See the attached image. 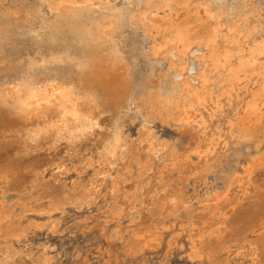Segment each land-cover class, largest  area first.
I'll use <instances>...</instances> for the list:
<instances>
[{
    "label": "snow or ice",
    "instance_id": "obj_1",
    "mask_svg": "<svg viewBox=\"0 0 264 264\" xmlns=\"http://www.w3.org/2000/svg\"><path fill=\"white\" fill-rule=\"evenodd\" d=\"M197 6L201 15L186 19H182L185 13L180 10L194 7L191 2L175 5L166 3L161 6L153 4L152 0H123V3H113V0H59L55 5L29 3L24 6L23 12L16 8L6 11L3 20L4 51L0 52V61H3L6 71H14L16 75L5 79L0 97L3 98L5 108L11 109L17 119L27 123L16 133H4V138L16 134L32 147L48 141L52 142L49 147H67L69 151L65 153L63 160L65 166H52L57 173L68 169L75 172L72 165L80 155V146L85 141H94L95 162L85 161V164L96 173L93 179L101 186L111 177L109 193L115 196L117 168L122 169L125 174L136 175L143 171L142 161L146 158L143 152L137 151L138 140L128 134L124 124L131 119L129 114L134 113L143 136L152 126L150 120L157 110L156 102L148 99L145 94L141 108H136L133 97L128 101V107L117 113L111 103L105 104L101 94L88 87L82 79L90 69L87 52L59 51L48 55L46 59L37 56L35 60L31 57L20 60L10 56L9 49L14 46L64 44L70 35L94 42L98 39L94 27H81L90 13L96 12L99 15V11L115 12L126 25L131 22V26L135 27L138 18L144 22L143 18L149 15L145 9H151V15L154 16L163 7L165 13L169 9H176L171 17L165 15L163 18L170 25V28L165 29L164 42L160 48L153 44L151 49L142 50L140 55L159 57L163 53L164 56L171 57L173 65L179 63L187 77L182 80L176 74L163 80L160 86L162 96L175 98L177 92H181L184 107L175 118L182 134L181 139L188 140L192 145L182 158L194 159L207 152L216 155L221 146L227 152L237 140L234 133L238 131L240 117L256 112L260 115V143L256 151L264 157V0L259 3L260 35L251 45V55L247 60L236 50L237 41L231 36L235 29L230 28L229 24L237 13L245 21L249 16H255L252 11H248V16L242 14L256 5L249 3V0H238L231 4L225 0H199ZM224 9H228V12ZM61 10H67L63 20L58 21L49 15L50 12L58 14ZM181 19V23H175ZM224 29H227L228 35L223 34ZM169 31L173 33L171 36L168 35ZM104 39L111 44V60L121 62L124 52L120 40H113L111 36ZM169 47L174 49V53L169 52ZM52 66H58L59 75L55 79L49 75ZM41 80H47L48 83L42 85L39 83ZM250 80L256 81L255 87L249 85L237 91L240 85ZM178 83L183 84L182 90L178 88ZM241 100L244 101L243 104L240 103ZM205 117L209 119L206 120ZM168 118H173L170 113ZM209 120L216 122L215 132L219 133L218 137L208 130ZM253 122H256L254 117ZM222 128L227 131V136ZM205 134L211 137L210 141L204 140ZM197 136L206 143L207 152L195 143L193 138ZM241 139L253 141L254 138L249 134L242 135ZM139 142L145 147L149 143L148 140ZM69 155L73 157L72 160H69ZM17 159L18 157L14 158L12 166L0 170V184L7 186L15 178L11 169ZM254 159L255 157L250 156L249 169ZM261 169L264 171V163L261 164ZM156 170L153 167L152 171ZM43 171L47 174V169ZM93 189L99 191L95 183ZM159 194L163 196L167 208L184 210L192 207L193 202H185L186 197L175 187H163ZM62 206H66V201L60 195L59 200L55 201L54 211L60 212ZM114 211L119 212L118 205ZM260 234L264 237V222L261 224ZM24 235L25 233H21L14 237L13 243L2 249L4 258L0 259V264H60V261L53 259L55 250L51 246H28ZM223 237L224 225L203 235L197 236L194 233L189 253L191 264H264V243L256 244L245 240L242 245L234 238L232 243L225 245ZM113 238L118 239L115 234ZM112 264L116 262L113 261ZM132 264L137 262L133 261ZM162 264L168 262L163 261Z\"/></svg>",
    "mask_w": 264,
    "mask_h": 264
},
{
    "label": "rangeland",
    "instance_id": "obj_2",
    "mask_svg": "<svg viewBox=\"0 0 264 264\" xmlns=\"http://www.w3.org/2000/svg\"><path fill=\"white\" fill-rule=\"evenodd\" d=\"M173 10L176 11L175 8L167 10L166 13H165V10L164 11L162 10L160 12V16H164L165 14L169 15L170 12L172 15V13L174 12ZM190 10H191L190 12H192L193 14L192 13L191 14L186 13L185 9H181L180 11L184 12L186 17H188V15H189V18H190V17H192V15H194V11H193L194 9L192 10V8H191ZM185 16L182 19H185L186 18ZM182 19L180 21H182ZM163 66H165V63ZM139 105L141 108V106H142L141 102H139ZM156 113L157 114L153 113L151 116V121H150L151 123L150 124L152 126L148 130H152L157 135H160L159 137L161 139L164 138L165 140L169 141L172 145L174 144L173 146H177V143H179L177 146V148L179 150L183 149L186 146H189L188 140H186V139L180 140L182 134L180 133V130H179L180 128L177 126V124H175V122H172V121H169V124H167L168 123L167 120L164 118H161L162 116L160 115L159 112H156ZM10 120H9V126L0 125V126H2L1 127L2 129H0V130H2L0 132V151H1L0 152V156H1L0 157V163L2 162L1 163L2 166H0V168H1L0 170H3L7 166H9V167L12 166L11 164L13 163V160H14L13 158H17V157H18V159L14 165V168L17 167L18 169H16V170H13L14 168L11 169V170H13V174L16 173V175L15 174L13 175L15 178L7 186H5L4 184H0V204H1L0 205V209H1L0 215L3 214V211L5 212V210L11 209L14 212L15 218L13 217V220H12L13 222L7 221L9 228L14 226L13 228H17L19 231H23L22 233H25L24 240L27 239V240H25V242L28 244V246H34L37 248H39L41 246H43V247L51 246V249H54V250L56 249L55 250V256L53 257V259L60 261V264H112L113 261H115L116 264L117 263H119V264H129L130 263V264H132L133 261H136L140 264H143V263L144 264H162L163 261H167L168 264H182V262H183V264H191L190 257L189 256L186 257V256L189 255V253L192 250L191 242L193 240V234L195 233L197 236H199L205 232H208L207 231L208 228L210 231L213 230L214 228H216V226H212V225L217 221L220 222V225H224L223 242L225 245L232 243L234 238L238 239L240 244L244 243L245 240L255 242L256 244L264 243V237H261V234H260L261 233V224H262L261 221L264 222V192H262V182H264V171H262L261 167L255 168L253 170V172L251 173V175L249 177V181H248L250 188L248 191H246V193L243 194V192H240L239 189H237L236 187H233L234 192H232L233 190L230 192V194H232V195L229 194L228 198L222 199L221 202L219 201V204H218L219 207L215 206L214 203H212L207 209L204 208L202 203L197 201L198 197L199 198L203 197V195H204L203 193L205 191L221 190L225 184V182H224L225 181V174L228 173L229 169L238 168L239 173H243L244 167H246V163H245L246 158L245 157L248 156V152H249L248 150L251 149V151H253V148L251 146H248L246 144H237L238 145L237 146V145H235V143H233V145H232L233 148L230 147L228 149L229 151H227L228 153L225 152L224 150L222 152L223 148L221 146V148L219 149V153H220V155H221L220 157L223 161L221 160V163L217 167V169L215 171L211 172L212 174L209 173L207 175H202L201 172L200 173L198 172L199 170L197 171V170L192 169V171L190 170V171L186 172L188 174V176L186 173H184L181 176V178L180 177L174 178V180H176V182L174 181L171 188H173V186L176 185L175 189L179 190V192H182V195L184 197H186L185 202H187L188 200H191L193 202V204H192V208H190L188 210L187 209L181 210V208H178L177 216H175V218H173L171 220V221H173L175 219L174 220L175 223L172 222L173 224L171 223V225H168L170 223H164L163 222L164 216L160 215V212H159V207L163 204L165 205V200H164L163 196L159 194L161 190H159L157 197L154 198L153 203L151 202L150 203L151 205L149 204L146 206V212H145V213H147L146 216H145V214L142 213L143 211L142 212L139 211L138 213L135 214V210L131 207V205H133V199L137 195V190H138L137 188L139 187V185L137 184V181L127 182L125 184V186H123L126 188L123 189V187H122V189H121V192H123V193H116L115 196H111V194H109V188H107V187H110V184H109L111 181L110 180L111 177H110L109 180L107 179L104 181L102 186L98 182H95L96 187L99 188V191L95 190L96 193L94 191H92L91 192L92 196L90 195L89 198L87 197L88 199L83 197L85 189H88L87 185L88 186L90 185L89 184L90 181L94 182L93 177L96 175V173L94 171H91V169H89L87 166H85L86 165L85 161L94 163V159H96L94 152H93V149L95 148V142L94 141L91 143L88 141H85L83 143V145L80 146V155L78 157H76V161H75V163H73L74 167L72 165V168H75L77 172H73V171H71L72 169H70V170L68 169L67 171H64L62 173H57V172H54V169L52 166L56 165L58 163L60 164V166H65L64 164L62 165V163L64 160L65 153L69 151L68 148L67 147L62 148L60 146H54V148L49 147V145L52 143L51 141H48L46 143H37L36 148H35V146L34 147L30 146L29 144H27L25 142V140L22 137H20L19 135H16V134H13L14 136H11L10 138L5 139L4 133H6V132L16 133L19 131V129H21L20 124L17 123V125L14 126V125H12ZM10 123H11V125H10ZM138 124H139V121H137L135 118H133V119H129L124 124V127L127 128L129 135L133 136L134 139L140 141V138L142 137V136H140L141 135V126H140V124L139 125ZM161 135H163L164 137L163 136L161 137ZM171 138L175 140V141L173 140V143H172ZM195 138L196 137H194V139ZM20 140H21V142H20ZM184 140H186V141H184ZM139 141H138V143H139ZM138 143H137V145H138ZM185 143H187L188 145H186ZM5 146H8V147L10 146V147L9 148L6 147L7 148L6 149ZM13 146H15L17 148H13ZM248 147H249V149H247ZM28 149H29V151H28ZM54 149H56V150H54ZM44 150H46V151H44ZM137 150H138V147H137ZM52 151H53V153H52ZM96 151H98V149ZM52 154H54V155H52ZM23 155H25V156L28 155V156L25 157ZM231 156H232V158H231ZM69 157H68L69 160L73 159L71 155H69ZM9 158H11V159H9ZM192 160H194V162L196 160L198 161V159H196V157L194 159L192 158ZM224 160H225V162H224ZM197 161L195 163H197ZM36 162H38V163H36ZM44 162H45V164H44ZM242 162L244 163V165ZM3 164L6 166L4 167ZM82 164H84V166ZM77 165H79V167ZM169 166H168L169 168L167 167L165 169L166 173L164 176H166L168 173L172 172L171 171L172 165H169ZM155 168L157 169L155 171V173L157 175H155V173L151 170V171H148V174L150 172L151 174L153 173V175L149 174L148 177L145 179V181L148 183L147 186L148 187L150 186L149 188H151L152 184L155 182L154 181L155 178L153 179V177L160 175L159 169H158L159 168L158 162H156ZM44 169H47V174H45V172L43 171ZM51 169L53 171H51ZM117 169H120V168L118 167ZM68 171H70V172H68ZM194 171H195V173H194ZM116 172H117V170H116ZM196 172H197V174H196ZM220 173H223V174H220ZM51 175H52V177H51ZM69 175L72 177H70ZM81 175H83V176H81ZM212 177H214V178H212ZM71 178H72V181H71ZM149 180H150V182H149ZM70 181H71V184H69ZM31 182L33 185L31 184ZM134 183H135V186H134ZM129 184L132 187L129 186ZM52 186H54V189ZM34 188H36V189H34ZM130 188L132 191L131 190L128 191ZM58 189H60L61 191ZM106 189H108V190H106ZM235 190L237 191V193H235L236 192ZM14 191H16L17 193H15ZM38 191H39V193H38ZM31 192H32V194H31ZM46 192L47 193L51 192L52 194H47ZM124 192L126 194V197L128 198L127 201L130 200V198H131V201H128V203H127V201L125 202ZM132 192H133V194H132ZM8 194L12 195L13 197L12 196L10 197V195H8ZM68 194H71V196ZM94 194H97V195L95 196ZM103 194H105V195H103ZM121 194H122V196L123 195L124 196L121 197ZM188 194L190 197L188 196ZM60 195H63L64 201H66V206H62L61 211L58 213L56 211L46 212L45 208L47 210V206L49 205V203L53 202V200L54 201L59 200ZM94 196H95V199L93 200ZM110 196H111V198H110ZM9 199H10V201H9ZM12 199H13V202L11 201ZM41 199H42V201H40ZM34 200L39 201V202L33 203V202H35ZM2 201L3 202L7 201V202L3 203ZM26 202L28 203V205L26 204ZM43 202L44 203L48 202V203L44 204ZM72 202H74V203H72ZM25 204H26V206H25ZM34 204H35V206H34ZM69 204L70 205L72 204V205L70 206ZM197 204H198V206H197ZM6 205H8V206H6ZM73 205H75V208ZM117 205L120 207L119 208L120 211L123 209V211H121L122 213L120 211L118 212V213H120L119 215L116 211H114V209L116 208ZM1 206H4V207L1 208ZM80 206H81V208H80ZM124 206H127V207H124ZM32 207H37V208L33 209ZM26 208H28L29 211L25 210ZM16 209H18V210H16ZM63 209H65V210H63ZM124 209H125V211H124ZM41 210H43L44 213L46 212L47 214L46 213L42 214L43 211H41ZM91 210H94V211H91ZM95 210L97 211V213L95 212ZM108 210H109V212H108ZM127 210H128V212H127ZM141 210H144V208H142ZM131 213L134 215H132ZM57 214L59 215L60 218L58 217ZM121 214L123 216L120 217ZM49 216H51V217L49 218ZM72 216H74V217H72ZM92 216H93V219H92ZM151 216H152V218H151ZM140 217H142V218H140ZM176 217H177V219H176ZM191 217H192V219H191ZM193 218H194V220H193ZM53 219H54V221H53ZM85 219H86V221H85ZM113 219H115L116 221L115 220L113 221ZM211 219H212V221H211ZM48 220L49 221L51 220L50 221L51 223ZM83 220H84V223H83ZM128 220L132 223H127V222H129ZM125 221H126V223H125ZM181 221H184V222H181ZM190 221L192 224L190 223ZM57 222L60 223V225H58ZM0 223H1V219H0ZM5 223H2V225H0V229H2V230L8 229V225ZM43 223H45L46 226H47L46 223H48V227H46ZM52 223H54V224L52 225ZM50 225H52V226H50ZM83 225H85V226H83ZM89 225L90 226L93 225V226H91L92 228ZM145 225H146L145 228H147V229L142 228L141 232L139 229H137L140 226L144 227ZM153 225H155V228ZM193 225H195V227H193ZM38 226L41 228L39 229ZM109 226H111V227H109ZM165 226H167L168 228ZM172 226H173V228H172ZM182 226H183V228H182ZM130 227H131V229H130ZM156 227H157V229H156ZM202 227H204V228H202ZM109 228H110V230H109ZM177 228H179V229H177ZM115 229H117V230H115ZM124 229L126 232H124ZM143 229H144V232H143ZM189 229H191V231ZM120 230L122 232H120ZM134 230H136V231L134 232ZM130 231L132 233H130ZM165 232H167V233H165ZM55 233H57V234H55ZM59 233H60V235H59ZM106 233H109V234H106ZM141 233L144 234L146 237L150 236V240H152V241L141 244L140 238L143 237V236H141L142 235ZM147 233H149V234H147ZM20 234H21V232H20ZM114 234H115V236L117 234L119 235V236L118 235L116 236V237H118V239L113 238ZM123 234H124V236H123ZM160 234L162 235V238H160V236H161ZM127 235L131 236V237H126ZM153 235H154V237H153ZM180 235L182 237H180ZM167 236H169V237H167ZM13 237L14 236H12V238H8V239H5L3 237H2L3 238L2 239L0 237V254H1L0 259L4 258V255H3L4 253H3L2 249L6 245H8L9 243L10 244L13 243V241H12L14 239ZM119 238H120V240H119ZM168 238H169V240H168ZM177 238H179V239L181 238V239L179 240ZM187 238H189V239H187ZM157 239H158L159 243H155V241L158 242ZM166 240H167L168 244H167ZM17 243H19V241H17ZM128 243H130V244H128ZM131 243L132 244L137 243L136 244L137 246L135 244L132 245ZM171 244H173L174 246L173 245L171 246ZM168 245H169V248L166 247ZM182 245L184 248H182ZM119 246L121 247V249L119 248ZM171 247H172V249H171ZM130 248L135 249V251L132 254H130L128 252V250ZM138 248H140L141 250ZM154 248H156V249H154ZM117 249H119V250H117ZM164 249H165V251H164ZM181 252H183V253H181ZM61 253H63V254L61 255ZM128 254H130V255H128ZM122 255L126 256L125 259L123 258ZM114 257H116V258H114ZM156 257H157V259H156ZM142 258H144V259H142ZM158 258H160V259H158ZM105 259L107 262H105ZM116 259H118V260L116 261ZM122 259H124V260H122ZM138 259H139V261H138ZM148 260H150V261L148 262ZM66 261H67V263H66Z\"/></svg>",
    "mask_w": 264,
    "mask_h": 264
},
{
    "label": "bare ground",
    "instance_id": "obj_3",
    "mask_svg": "<svg viewBox=\"0 0 264 264\" xmlns=\"http://www.w3.org/2000/svg\"><path fill=\"white\" fill-rule=\"evenodd\" d=\"M122 1V2H121ZM191 2L194 7H192V10L194 11V15L192 16H200V10L198 8V3L199 0H152L153 4H160L161 6L165 5L166 3H172V4H180V3H188ZM226 3L231 4L233 2H238V0H225ZM29 3H37V4H42V5H46V4H57L59 3V0H0V52L4 51V47H3V20L5 18L6 15V11L11 10L12 8H16L18 11H25L24 6H26ZM113 3H123V0H113ZM249 3H254L256 5L255 8H250L247 11L243 12V16H248V11H252L255 12V16H249L248 20H242L241 19V14L237 13L233 19L232 22L229 24L230 28L235 29L232 33L231 36L234 37L237 41V45L238 47H236V50L241 52L243 54V57L245 60H247V58L251 55L250 52V48L251 45L259 38L260 32V24H259V3L260 0H249ZM191 8H187L185 9L186 13H192L190 12ZM164 11L165 9L163 7H161L160 9L157 10L156 15H151V9H145V11L149 12V15L147 17H144L143 20L144 22H141V20L138 18L135 27L131 26V22H128V24L126 25L125 22L122 20V18L119 16V14L115 13V12H104V11H99V15L96 14V12H92L90 13L88 16L85 17L83 24L81 25V27H89L92 28L94 27L95 30V34L97 35L98 39L97 41L94 42H89L87 39L76 36V35H70L68 40L65 41L64 44H56V45H48V44H38V45H27L24 47H19V46H14L12 49H9V55L10 56H15L20 60H25L26 57H31L33 60H35V58L37 56H39L41 59H46L48 55H53V54H57L59 51H71L72 53H76V52H87L88 55V59L90 60V69L89 71L82 77V79L86 82L88 87H91L93 89H95L96 91H98L101 94L102 99L104 100L105 104L111 103V105L113 106V108L116 110V112L118 113L120 110L127 108L128 107V101L130 99H132L133 97H135V107L136 108H140L139 102L143 101L145 99V94L147 96L148 99L154 100L157 104V110L156 112H159L160 115L162 116L161 118H164L167 120V124H169V121L175 122V124H177L176 122V116L179 114L180 109H182L184 107V104L181 103V92L178 91L175 98H170L167 95H161L160 94V86L163 80L168 79L170 76H174L176 74H179L182 77V80L186 79V75L183 71V68L179 65V63L173 65L172 61H171V57H166L163 55V53H161V55L159 57H156L154 55H140V52L144 49H151V47L153 46V44H155V46L157 48H160L162 43L164 42L165 39V29L166 28H170V25L168 23L165 22V20L163 19L164 16H160V12ZM66 11L67 10H61L58 14L57 13H52L50 12L49 15L53 16L56 20L60 21L63 20L65 15H66ZM174 11V10H173ZM172 11V12H173ZM183 11V10H182ZM225 12H228V9H224ZM193 14V13H192ZM142 15V13L140 14ZM168 17H171V12L169 15H167ZM186 17V16H185ZM23 18V17H22ZM189 18V15L188 17ZM185 18V19H186ZM18 23V21H16ZM182 21L180 20H176L175 23L179 24ZM219 23V22H218ZM195 30V29H193ZM173 33L171 31L168 32V35L171 36ZM223 34L228 35V31L227 29L223 30ZM106 36H111L113 40L119 39L120 43H121V47H122V51L124 52V58L121 62L117 63V62H113L110 58V51H111V44L109 43L108 40L104 39V37ZM53 49H55L56 51L54 52ZM169 52H173L174 53V49L172 47H169ZM165 63V66H163ZM26 68V64L24 66ZM16 75V73L14 71H6L4 68V63L3 61H0V91H3V86H4V82L5 79H7L8 77L14 76ZM49 75L55 79L58 75V66H52L50 68L49 71ZM40 84L44 85L47 84L48 81L47 80H41L39 81ZM251 85L252 87H255L256 85V81H248L246 84L244 85H240L237 88V91L239 92L241 88L243 87H247ZM178 88L182 90L183 88V84L182 83H178ZM44 97H41V99H43ZM14 102V101H13ZM241 104L244 103L243 100L240 101ZM175 108V111H172V109ZM162 109V110H161ZM155 112V114H157ZM172 115V119L168 118V114ZM131 116V119L135 118V114L134 113H130L129 114ZM203 115V114H202ZM253 117L255 118L256 122H253ZM11 120H10V119ZM11 121L12 125H17L20 124V128H22L27 122L17 119L13 112L11 111V109L5 108L4 106V102H3V98L0 97V125L3 126H9V120ZM206 120H208V117H205ZM260 120V115L258 112L256 113H249L248 115H242L240 117V121L237 125L238 131L235 132L234 134L237 136V140L234 142L235 145L237 144H246L248 146H251L253 148V151H249L248 152V156H246L245 158V163H246V167H244L243 173H239L238 168H231L229 169L228 173L225 174V184L224 187L221 190H211V191H205L203 194V197L201 198H197V201L202 203L204 208L207 209L212 203H214L215 206H218L219 201L221 202L222 199H226L228 198L230 192L233 190V187H236L237 189H239L240 192L246 193V191L249 190V177L251 175V173L253 172V170L255 168H259L261 167V164L264 163V157L260 156L257 154L256 148L257 145H259L260 143V134L258 131V127H259V122ZM131 121V120H130ZM134 121V120H133ZM151 121V120H150ZM163 121V120H162ZM171 122V123H172ZM10 123V125H11ZM151 123V122H150ZM153 123V122H152ZM155 123V122H154ZM160 123V122H159ZM165 123V122H164ZM132 124V123H131ZM215 124L216 122L214 121H210L208 123V130L215 133L217 135V137L219 136V133L215 132ZM139 125V124H138ZM173 125V124H172ZM174 126V125H173ZM2 126H0V129ZM137 127V126H136ZM154 127V126H153ZM158 127V126H157ZM178 129V128H177ZM176 129V130H177ZM180 130V129H179ZM222 131H224V129H221ZM2 130H0L1 132ZM166 132V131H165ZM129 134V133H128ZM165 134V133H164ZM224 134L227 136V131H224ZM252 134L253 135V141H245L243 139H241L242 135H249ZM168 135V134H167ZM14 136V135H12ZM141 136V135H140ZM160 135H157L156 133H154L152 130H148L146 133H144V135L140 138V140H148L149 143L147 145V147L143 146L142 143H138L137 147H138V152H143L145 154V159L142 161L143 164V171L138 172L136 175H131V174H125L124 171L122 169H117L116 172V176H117V182H116V193H123L121 192V189L123 186H125V184L127 182H131V181H137V184L139 185V187L137 188L139 190V194H137L135 196V198L133 199V205H131V207L135 210V214L138 213L139 211H143L142 213L146 214V206L149 205L151 202L153 203L154 198L157 197L159 190H161V188L163 187H167V188H171L174 181L176 182V180H174V178H178L188 172V171H192L193 170H199L198 172L202 175H207L213 171H215L217 169V167L220 165L221 163V155L219 153V149L217 150V154L213 155L211 152H207V145L206 143H204V140L210 141L211 137L208 136L207 134H205L204 136V140H201L198 136L194 139L195 143L197 145H199V147L204 150L205 152H207L206 155L203 156H197L196 159H198L197 163L194 162V160H192V158H188V159H183L182 157L187 155V151L190 150L192 148V145L189 143V146L184 147L183 149L179 150L177 148V146H173L169 141L165 140L164 138H160ZM163 135H161L162 137ZM164 137V136H163ZM137 138V137H136ZM174 138V137H173ZM172 139V138H171ZM180 139V138H179ZM172 139V143H173ZM178 140V139H177ZM182 140V139H180ZM18 141V140H17ZM139 141V140H138ZM175 141V140H174ZM186 141V140H184ZM21 142V140H20ZM186 145H188L187 143H185ZM14 145V144H13ZM12 146V145H11ZM180 146V145H179ZM238 146V145H237ZM9 148L8 146H5V148ZM181 147V146H180ZM4 148V149H5ZM6 148V149H7ZM13 148H17L15 146H13ZM36 148V146H35ZM54 148V147H53ZM223 148V147H222ZM233 148V147H232ZM242 148V147H241ZM48 149V148H47ZM93 149V148H92ZM166 149V150H165ZM249 149V147L247 148ZM35 150V149H34ZM56 150V149H54ZM60 150V149H59ZM233 150V149H232ZM29 151V149H28ZM33 151V150H32ZM37 151V150H36ZM46 151V150H44ZM82 151V150H81ZM221 151V150H220ZM229 151V150H227ZM1 152V151H0ZM48 152V151H47ZM150 152V155H149ZM223 152V149H222ZM50 153V152H49ZM53 153V151H52ZM62 153V152H61ZM228 153V152H227ZM29 154V153H28ZM57 154V153H56ZM60 154V153H59ZM159 154V155H158ZM222 154V153H221ZM226 154V153H225ZM241 154V153H240ZM247 154V153H246ZM54 155V154H52ZM87 155V154H86ZM223 155V154H222ZM9 156V155H8ZM25 156V155H23ZM28 156V155H26ZM25 156V157H26ZM243 156V155H242ZM250 156L251 157H255L254 160L251 161L252 163V167L249 169L248 168V164L250 162ZM1 157V156H0ZM7 157V156H6ZM20 157V156H19ZM24 157V158H25ZM52 157V156H51ZM55 157V156H54ZM63 158V157H62ZM70 158V157H69ZM73 158V157H72ZM232 158V156H231ZM11 159V158H9ZM8 159V160H9ZM14 159V158H13ZM20 159V158H19ZM22 159V158H21ZM56 159V158H55ZM158 159V160H157ZM242 159V158H241ZM240 159V160H241ZM54 160V159H53ZM52 160V161H53ZM85 160V159H84ZM88 160V159H87ZM223 161V160H222ZM232 161V160H231ZM8 162V161H7ZM54 162V161H53ZM95 162V159H94ZM156 162H158V166H159V173L160 175L153 177L154 179V183L152 184V187L149 188L147 185L148 183L145 181V179L148 177V175H153V173L151 174L148 171H151L153 169V167H155ZM225 162V160H224ZM240 162V161H239ZM2 163V162H1ZM0 163V164H1ZM38 163V162H36ZM83 163V162H82ZM243 163V162H242ZM45 164V162H44ZM43 164V165H44ZM49 164V163H48ZM59 164V163H58ZM80 164V163H79ZM12 165V164H11ZM42 165V164H41ZM63 165V163H62ZM84 166V164H82ZM172 165V172L168 173L166 176L165 175V169L169 166ZM244 165V163H243ZM242 165V166H243ZM2 166V164L0 165ZM3 166L5 167L6 165L3 164ZM45 166V165H44ZM47 166V165H46ZM86 166V165H85ZM9 167V166H7ZM63 167V166H62ZM74 167V165H73ZM77 167V166H76ZM170 167V166H169ZM168 167V168H169ZM14 167H12L13 169ZM42 168V167H41ZM78 168V167H77ZM87 168V167H86ZM242 168V167H241ZM1 169V168H0ZM18 169L17 167L14 168L13 170ZM243 169V168H242ZM12 170V172H13ZM24 170V169H23ZM27 170V169H26ZM70 170V169H69ZM79 170V169H78ZM84 170V169H83ZM228 170V169H227ZM18 171V170H17ZM25 171V170H24ZM29 171V170H28ZM51 171H53L51 169ZM72 171V170H71ZM92 171V170H91ZM16 172V171H15ZM55 172V171H54ZM70 172V171H68ZM77 172V171H75ZM81 172V171H80ZM87 172V171H86ZM170 172V171H169ZM220 172V171H219ZM218 172V173H219ZM225 172V171H224ZM34 173V172H33ZM66 173V172H65ZM83 173V172H82ZM155 173V172H154ZM195 173V171H194ZM16 175V173H14ZM13 174V175H14ZM29 174V173H28ZM94 174V173H93ZM175 174V175H174ZM187 174V173H186ZM197 174V172H196ZM212 174V173H211ZM223 174V173H220ZM50 175V174H49ZM63 175V174H62ZM76 175V174H75ZM90 175V174H89ZM155 175H157L155 173ZM174 175V176H173ZM191 175V174H190ZM193 175V174H192ZM70 176V175H69ZM74 176V175H73ZM83 176V175H81ZM91 176V175H90ZM188 176V174H187ZM19 177V176H18ZM28 177V176H27ZM44 177V176H43ZM52 177V175H51ZM59 177V176H58ZM72 177V176H70ZM56 178V177H55ZM87 178V177H86ZM85 178V179H86ZM110 178V177H109ZM152 178V177H151ZM214 178V177H212ZM20 179V178H19ZM57 179V178H56ZM78 179V178H77ZM81 179V178H80ZM202 179V178H201ZM51 180V179H50ZM53 180V179H52ZM61 180V179H60ZM109 180V179H108ZM111 180V179H110ZM148 180V179H147ZM178 180V179H177ZM204 180V179H203ZM31 181V180H30ZM37 181V180H36ZM65 181V180H64ZM72 181V178H71ZM71 181L69 184H71ZM185 181V180H184ZM220 181V180H219ZM251 181V180H250ZM57 182V181H56ZM67 182V181H66ZM80 182V181H79ZM94 182H89V186L87 185L88 189H85V192L83 194V197L88 199L91 195V192L94 191L96 193V191L93 189V184ZM150 182V180H149ZM108 183V182H107ZM133 183V182H132ZM216 183V182H215ZM32 184V182H31ZM110 187H111V181H110ZM160 185V187L158 188L157 185ZM190 184V183H189ZM202 184V183H201ZM210 184V183H209ZM220 184V183H219ZM223 184V183H222ZM33 185V184H32ZM46 185V184H45ZM217 185V184H216ZM17 186V185H16ZM47 186V185H46ZM135 186V183H134ZM176 186V185H175ZM173 186V187H175ZM213 186V185H212ZM58 187V186H57ZM78 187V186H77ZM85 187V186H84ZM107 187V188H110ZM132 187V186H131ZM137 187V186H136ZM135 187V188H136ZM126 187H123V189ZM128 188V187H127ZM181 188V187H180ZM36 189V188H34ZM56 189V188H55ZM76 189V188H75ZM103 189V188H102ZM57 190V189H56ZM60 190V189H58ZM108 190V189H106ZM126 190V189H125ZM131 188L128 190L130 191ZM134 190V189H133ZM61 191V190H60ZM127 191V192H128ZM132 191V190H131ZM179 191V190H178ZM202 191V190H201ZM236 191V190H235ZM2 192V191H1ZM15 193H17L16 191H14ZM36 192V191H35ZM59 192V191H58ZM108 192V191H107ZM106 192V193H107ZM135 192V191H134ZM184 192V191H183ZM234 192V190L232 191ZM239 192V193H240ZM23 193V192H22ZM39 193V191H38ZM47 193V192H46ZM51 193V192H50ZM61 193V192H60ZM130 193V192H129ZM182 193V192H181ZM188 193V192H187ZM237 193V191L235 192ZM12 194V193H11ZM32 194V192H31ZM37 194V193H36ZM63 194V193H62ZM78 194V193H77ZM110 194V193H109ZM133 194V192H132ZM131 194V195H132ZM156 194V195H154ZM191 194V193H190ZM10 195V194H8ZM20 195V194H19ZM71 196V194H68ZM80 195V194H79ZM95 196L97 194H94ZM105 195V194H103ZM125 195V196H124ZM124 197H126V194L124 192ZM130 195V194H129ZM232 195V194H230ZM234 195V194H233ZM12 195H10L11 197ZM35 196V195H34ZM67 196V195H66ZM82 196V195H81ZM80 196V197H81ZM92 196V195H91ZM95 196L93 198V200L95 199ZM100 196V195H99ZM107 196V195H106ZM112 196V195H111ZM110 196V198H111ZM121 194V197H123ZM134 196V195H133ZM189 196V194H188ZM197 196V195H196ZM9 197V198H10ZM13 197V196H12ZM68 197V196H67ZM88 197V198H87ZM118 197V196H117ZM160 197V196H159ZM190 197V196H189ZM5 198V197H4ZM7 198V197H6ZM72 198V197H71ZM75 198V197H74ZM97 198V197H96ZM119 198V197H118ZM17 199V198H16ZM70 199V198H69ZM68 199V200H69ZM79 199V198H78ZM85 199V200H86ZM128 199V198H127ZM6 200V199H5ZM33 200V199H32ZM47 200V199H46ZM81 200V199H80ZM99 200V199H98ZM107 200V199H106ZM10 201V199H9ZM13 202V199L11 200ZM25 201V200H24ZM35 201V200H34ZM42 201V199L40 200ZM48 201V200H47ZM83 201V200H82ZM100 201V200H99ZM131 201V198L130 200ZM127 201V203H128ZM196 201V200H195ZM3 202V201H2ZM5 202V201H4ZM3 202V203H4ZM7 202V201H6ZM5 202V203H6ZM15 202V201H14ZM23 202V201H22ZM28 202V201H27ZM26 202V204L28 205V203ZM33 202V201H32ZM39 201H35L33 203H36ZM75 202V201H74ZM72 202V203H74ZM157 202V201H156ZM216 202V203H215ZM2 203V204H3ZM30 203V202H29ZM44 203V202H43ZM48 203V202H47ZM44 203V204H47ZM83 203V202H82ZM108 203V202H107ZM117 203V202H116ZM124 203V202H123ZM25 204V206H26ZM54 204L55 201L53 200V202L49 203V205L47 206V210L45 208L46 212H50V211H54ZM79 204V203H78ZM88 204V203H87ZM161 204V203H160ZM236 204V203H235ZM1 205V204H0ZM23 205V204H22ZM70 205V204H69ZM72 205V204H71ZM70 205V206H71ZM89 205V204H88ZM104 205V204H103ZM151 205V204H150ZM234 205V204H233ZM8 206V205H6ZM35 206V204H34ZM43 206V205H42ZM198 206V204H197ZM230 206V205H229ZM4 206H1V208H3ZM45 207V206H44ZM43 207V208H44ZM90 207V206H89ZM127 207V206H124ZM149 207V206H148ZM219 207V206H218ZM33 209L37 208V207H32ZM75 208V207H74ZM81 208V206H80ZM83 208V207H82ZM87 208V207H86ZM99 208V207H98ZM120 208V207H119ZM123 208V207H122ZM142 208H144V210H141ZM192 208V207H191ZM39 209V208H38ZM42 209V208H41ZM62 209V208H61ZM88 209V208H87ZM95 209V208H94ZM126 209V208H125ZM124 209V211H125ZM197 209V208H196ZM1 210V209H0ZM18 210V209H16ZM25 210H28V208H26ZM65 210V209H63ZM67 210V209H66ZM70 210V209H69ZM107 210V209H106ZM188 210V209H187ZM3 211V210H2ZM1 211V212H2ZM29 211V210H28ZM43 211V210H41ZM74 211V210H73ZM94 211V210H91ZM99 211V210H98ZM120 211V209H119ZM123 211V209L121 210ZM120 211V212H121ZM45 212V213H46ZM95 212L97 213V211L95 210ZM101 212V211H100ZM99 212V213H100ZM109 212V210H108ZM128 212V210H127ZM133 212V211H132ZM159 212L160 215L164 216V223H170L168 225H171L173 221H171L173 218H175V216H177V212H178V208L172 209V208H167L165 207V205H161L159 207ZM225 212V211H224ZM228 212V211H227ZM20 213V212H19ZM44 211L42 214H45ZM52 213V212H51ZM85 213V212H84ZM92 213V212H91ZM118 213V212H117ZM122 213V212H121ZM150 213V212H149ZM190 213V212H189ZM29 214V213H28ZM37 214V213H36ZM47 214V213H46ZM49 214V213H48ZM71 214V213H70ZM106 214V213H105ZM111 214V213H110ZM120 213H118L119 215ZM125 214V213H124ZM132 214V213H131ZM130 214V215H131ZM213 214V213H212ZM58 215V214H57ZM56 215V216H57ZM83 215V214H82ZM91 215V214H90ZM126 215V214H125ZM134 215V214H132ZM27 216V215H26ZM64 216V215H63ZM86 216V215H85ZM96 216V215H95ZM123 216L122 214L120 215V217ZM136 216V215H135ZM142 216V215H141ZM144 216V217H145ZM158 216V215H157ZM14 217V212L11 209H7L5 210V212L3 211V214L0 215V219H1V223L0 225H2V223H5L8 225L7 221H12ZM30 217V216H29ZM47 217V216H46ZM51 216H49L50 218ZM59 217V215H58ZM74 217V216H72ZM90 217V216H89ZM196 217V216H195ZM226 217V216H225ZM15 218V217H14ZM17 218V217H16ZM60 218V217H59ZM133 218V217H132ZM142 218V217H140ZM152 218V216H151ZM150 218V219H151ZM220 218V217H219ZM33 219V218H32ZM37 219V218H36ZM45 219V218H44ZM93 219V216H92ZM177 219V217H176ZM185 219V218H184ZM192 219V217H191ZM16 220V219H15ZM59 220V219H58ZM115 219H113L114 221ZM133 220V219H132ZM194 220V218H193ZM207 220V219H206ZM49 221V220H48ZM51 221V220H50ZM49 221V222H50ZM54 221V219H53ZM52 221V222H53ZM86 221V219H85ZM111 221V220H110ZM116 221V220H115ZM129 221V220H128ZM171 221V222H170ZM199 221V220H198ZM204 221V220H203ZM212 221V219H211ZM217 221V220H216ZM13 222V221H12ZM47 222V221H46ZM60 222V221H59ZM71 222V221H70ZM153 222V221H152ZM180 222V221H179ZM184 222V221H181ZM263 222V221H261ZM23 223V222H22ZM51 223V222H50ZM58 223V222H57ZM84 223V220H83ZM95 223V222H94ZM97 223V222H96ZM126 223V221H125ZM127 223H132V222H127ZM146 223V222H145ZM144 223V224H145ZM150 223V222H149ZM148 223V224H149ZM175 223V222H174ZM186 223V222H185ZM189 223V222H188ZM191 223V221H190ZM207 223V222H206ZM27 224V223H26ZM45 225V223H43ZM48 227V223H46ZM54 223H52L53 225ZM71 224V223H70ZM90 224V223H89ZM140 224V223H139ZM147 224V225H148ZM173 224V223H172ZM181 224V223H180ZM179 224V225H180ZM187 224V223H186ZM192 224V223H191ZM205 224V223H204ZM12 225V224H11ZM33 225V224H32ZM50 225V226H52ZM58 225H60V223H58ZM69 225V224H68ZM113 225V224H112ZM111 225V226H112ZM152 225V224H151ZM161 225V224H160ZM166 225V224H165ZM206 225V224H205ZM85 226V225H83ZM88 226V225H87ZM90 226V225H89ZM93 226V225H91ZM90 226V227H91ZM109 226V227H111ZM118 226V225H117ZM130 226V225H129ZM155 228V225H153ZM152 226V227H153ZM159 226V225H158ZM187 226V225H186ZM201 226V225H200ZM212 226H216V228H219L220 226V222L217 221L215 222ZM14 227V226H13ZM9 228L8 225V229L6 230H2L0 229V237L8 239V238H12V236H19L20 232L22 233L23 231H19L17 228ZM27 227V226H26ZM98 227V226H97ZM100 227V226H99ZM146 225L144 227L140 226L139 229L140 232L142 230V228H145ZM167 227V226H165ZM207 227V226H206ZM209 227V226H208ZM38 228L40 229L41 227L38 226ZM92 228V227H91ZM96 228V227H95ZM120 228V227H119ZM125 228V227H124ZM135 228V227H134ZM168 228V227H167ZM173 228V226H172ZM180 228V227H179ZM177 228V229H179ZM183 228V226H182ZM187 228V227H186ZM204 228V227H202ZM201 228V229H202ZM49 229V228H48ZM94 229V228H93ZM92 229V230H93ZM107 229V228H106ZM112 229V228H111ZM131 229V227H130ZM136 229V228H135ZM143 229V232H144ZM157 229V227H156ZM254 229V228H253ZM65 230V229H64ZM91 230V229H90ZM110 230V228H109ZM117 230V229H115ZM129 230V229H128ZM138 230V231H139ZM165 230V229H164ZM176 230V229H175ZM191 231V229H189ZM56 231V230H55ZM68 231V230H67ZM108 231V230H107ZM136 230H134L135 232ZM163 231V230H162ZM180 231V230H179ZM185 231V230H184ZM208 232H212V230L210 231L209 228L207 229ZM254 231V230H253ZM36 232V231H35ZM98 232V231H97ZM109 232V231H108ZM120 232H122L120 230ZM124 232L125 229H124ZM142 232V233H143ZM171 232V231H170ZM178 232V231H177ZM176 232V233H177ZM194 232V231H193ZM65 233V232H64ZM78 233V232H77ZM96 233V232H95ZM130 233H132L130 231ZM141 233V234H142ZM163 233V232H162ZM167 233V232H165ZM175 233V232H174ZM256 233V232H255ZM54 234V233H53ZM57 234V233H55ZM109 234V233H106ZM119 234V233H118ZM117 234V235H118ZM127 234V233H126ZM135 234V233H134ZM133 234V235H134ZM149 234V233H147ZM171 234V233H170ZM169 234V235H170ZM173 234V233H172ZM178 234V233H177ZM181 234V233H180ZM189 234V233H188ZM199 234V233H198ZM204 234V233H203ZM201 234V235H203ZM60 235V233H59ZM64 235V234H63ZM116 235V236H117ZM130 235V234H129ZM139 235V234H138ZM161 235V234H160ZM179 235V234H178ZM190 235V234H189ZM34 236V235H33ZM32 236V237H33ZM85 236V235H84ZM119 236V235H118ZM124 236V234H123ZM136 236V235H135ZM141 236H143L142 238H140V243H146L150 240V236H145L144 234H142ZM156 236V235H155ZM186 236V235H185ZM191 236V235H190ZM13 237V238H14ZM104 237V236H103ZM108 237V236H107ZM126 237H131V236H126ZM154 237V235H153ZM158 237V236H157ZM169 237V236H167ZM176 237V236H175ZM180 237H182L180 235ZM187 237V236H186ZM2 238V239H3ZM24 238V237H23ZM110 238V237H109ZM108 238V239H109ZM121 238V237H120ZM119 238V240H120ZM133 238V237H132ZM137 238V237H136ZM160 238H162V235L160 236ZM165 238V237H164ZM172 238V237H171ZM190 238V237H189ZM187 238V239H189ZM246 238V237H245ZM29 239V238H28ZM126 239V238H125ZM131 239V238H130ZM167 239V238H166ZM179 239V238H177ZM181 239V238H180ZM179 239V240H180ZM27 240V239H25ZM124 240V239H123ZM164 240V239H163ZM169 240V238H168ZM2 241V240H1ZM5 241V240H4ZM13 241V240H12ZM111 241V240H110ZM125 241V240H124ZM127 241V240H126ZM132 241V240H131ZM158 241V239H157ZM190 241V240H189ZM188 241V242H189ZM10 242V241H9ZM8 242V243H9ZM167 242V240H166ZM165 242V243H166ZM124 243V242H123ZM133 243V242H132ZM131 243V244H132ZM154 243V242H153ZM152 243V244H153ZM155 243H159L155 241ZM245 243V241H244ZM242 243V245L244 244ZM10 244V243H9ZM120 244V243H119ZM130 244V243H128ZM135 244V243H134ZM132 244V245H134ZM137 244V243H136ZM135 244V245H136ZM168 244V242H167ZM189 244V243H188ZM6 245V244H5ZM28 245V244H27ZM122 245V244H121ZM160 245V244H159ZM170 245V244H169ZM169 245L166 246L167 248H169ZM173 244H171L172 246ZM123 246V245H122ZM125 246V245H124ZM137 246V245H136ZM135 246V247H136ZM174 246V245H173ZM47 247V246H46ZM142 247V246H141ZM64 248V247H63ZM119 248L121 249V247L119 246ZM181 248V247H180ZM182 248L183 245H182ZM126 249V248H125ZM137 249V248H136ZM140 249V248H138ZM156 249V248H154ZM172 249V247H171ZM56 250V249H55ZM119 250V249H117ZM141 250V249H140ZM191 250V249H190ZM59 251V250H58ZM135 251L134 248H130L128 250V252L130 254H132ZM138 251V250H137ZM160 251V250H159ZM165 251V249H164ZM142 252V251H141ZM161 252V251H160ZM67 253V252H66ZM118 253V252H117ZM116 253V254H117ZM183 253V252H181ZM63 253H61L62 255ZM128 254V255H130ZM138 254V253H137ZM136 254V255H137ZM148 254V253H147ZM1 255V254H0ZM4 255V254H3ZM135 255V254H134ZM146 255V254H145ZM164 255V254H163ZM171 255V254H170ZM187 255V254H186ZM70 256V255H69ZM79 256V255H78ZM117 256V255H116ZM123 256V255H122ZM169 256V255H168ZM167 256V257H168ZM189 255H187L186 257H188ZM64 257V256H63ZM126 256H123V258L125 259ZM163 257V256H162ZM2 258V257H1ZM80 258V257H79ZM116 258V257H114ZM138 258V257H137ZM70 259V258H69ZM73 259V258H72ZM122 259V260H124ZM144 259V258H142ZM141 259V260H142ZM146 259V258H145ZM157 259V257H156ZM160 259V258H158ZM118 259H116L117 261ZM147 260V259H146ZM139 261V259H138ZM150 260H148L149 262ZM157 261V260H156ZM65 262V261H64ZM63 262V263H64ZM105 262L106 259H105ZM67 263V261H66ZM138 263V262H137ZM119 264V263H117ZM130 264V263H129ZM140 264V263H138ZM144 264V263H143Z\"/></svg>",
    "mask_w": 264,
    "mask_h": 264
}]
</instances>
